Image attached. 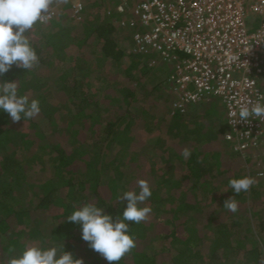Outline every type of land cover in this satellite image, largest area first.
<instances>
[{"label":"trees","instance_id":"trees-1","mask_svg":"<svg viewBox=\"0 0 264 264\" xmlns=\"http://www.w3.org/2000/svg\"><path fill=\"white\" fill-rule=\"evenodd\" d=\"M103 1L84 0L83 19L76 21L72 1L57 0L53 5L61 3L62 12L27 33L38 66L27 71L14 64L0 76L18 81L19 94L38 99L41 108L16 123L0 110V264L9 249L18 255L27 245L63 243L84 264H109L82 239L81 225L66 218L87 203L114 220L121 217L127 202L119 196L138 193L140 179L151 187L144 202L151 212L139 224L129 222L136 247L118 264H260L264 158L248 164L249 173L244 169L224 138L217 102L172 114L167 64L148 66L142 56L127 53L134 29L121 26L116 12L108 15ZM73 46L81 55H69ZM92 57L100 66L91 73L106 80L97 88L88 72ZM119 73L123 81H111ZM143 77L154 85L139 104L136 83ZM145 144L152 148L135 149ZM186 148L187 160L181 155ZM245 175L256 184L237 194L229 180ZM233 196L236 212L223 207Z\"/></svg>","mask_w":264,"mask_h":264},{"label":"built area","instance_id":"built-area-1","mask_svg":"<svg viewBox=\"0 0 264 264\" xmlns=\"http://www.w3.org/2000/svg\"><path fill=\"white\" fill-rule=\"evenodd\" d=\"M71 1L73 17L81 21L84 0ZM104 7L120 16L121 26L134 29L127 53L142 56L148 66H171L172 114H187L203 102L223 106L224 138L249 173L247 165L264 158V122L229 121L236 118L230 113L264 96V0H114ZM55 12L51 8L48 21ZM249 15L259 19L253 31Z\"/></svg>","mask_w":264,"mask_h":264},{"label":"clouds","instance_id":"clouds-1","mask_svg":"<svg viewBox=\"0 0 264 264\" xmlns=\"http://www.w3.org/2000/svg\"><path fill=\"white\" fill-rule=\"evenodd\" d=\"M57 0H0V76L7 73L12 66L32 70L39 64V56L32 46L27 33L37 24L48 22L51 6ZM67 2V0H65ZM15 29V30H14ZM0 110L8 113L16 123L37 116L40 111L38 99H31L27 94H19L18 81H0ZM236 117L231 124L249 121L250 118L264 122V96L251 107L242 106L238 112L230 113ZM181 155L185 160L191 156L189 149ZM255 184L251 176H241L229 180V188L235 193L248 192ZM139 192L124 191L119 199L127 202L121 217L113 219L104 208L87 203L67 216V221L81 225L82 239L89 247L99 253L109 264L122 260L136 247L135 237L130 233L129 222L139 224L148 218L151 208L144 204L152 195L147 180L137 182ZM236 196L225 200L223 207L231 212L238 210ZM15 249H9L10 256L6 264H84L83 259H76L72 252L65 251L64 243L60 247H39L27 245L18 255H11ZM264 264V256L260 259Z\"/></svg>","mask_w":264,"mask_h":264},{"label":"rangeland","instance_id":"rangeland-1","mask_svg":"<svg viewBox=\"0 0 264 264\" xmlns=\"http://www.w3.org/2000/svg\"><path fill=\"white\" fill-rule=\"evenodd\" d=\"M103 1V0H102ZM113 2H114V0H106V2L104 3V1H103V5L104 4H108V5H111V4H113ZM59 5H61V3H59L58 5H53L51 8H56L55 10H56V12H55V15H54V17L55 16H57V14L59 13V12H62V8H60V6ZM102 5V6H103ZM57 6V7H56ZM59 11V12H58ZM53 17V18H54ZM247 25H248V27H249V30L250 31H253V30H255L256 29V27L258 26V24H259V19L255 16V15H249L248 17H247ZM50 21H48L47 23H45L44 25H48V24H50L49 23ZM75 22V21H74ZM77 24V23H76ZM70 50V53H69V55L71 56V57H74V56H76V55H81V51H80V49L77 47V46H73L72 48H70L69 49ZM94 50V49H93ZM99 63L97 62V61H95L94 60V57H92L91 59H90V61H89V65H88V67H89V70H88V72H89V76H90V80H92V82H94L95 83V88H97V87H99V86H101V85H103L104 83H105V81L106 80H104V79H102V78H97L98 76L96 75V74H92L91 72H93L92 70L93 69H95V70H98V68H99ZM167 67H168V70L166 71V73H167V76L169 75V73L171 72V66L170 65H167ZM78 72H79V70H78ZM117 73V72H116ZM114 75H117V74H114ZM123 73H119L117 76H115L114 78L115 79H111V81H113V80H116L117 79V81L118 80H120V81H123ZM139 77H140V74H139ZM112 83V82H111ZM136 85L138 86V88H139V93H140V96L138 97L139 98V100H138V103L140 104L143 100H144V95H145V91H147V90H150L151 88H152V86L154 85V82L152 81V79H150L149 77H143L139 82H137L136 83ZM159 93H160V91H159ZM166 93L169 95V92H168V88L166 89ZM167 95V96H168ZM172 96V95H171ZM162 98V101H164L165 102V104L166 103H168V102H166L165 100H167V99H165L164 97H161ZM169 99H170V97H168ZM163 104L164 103H162V105L160 104L159 106L160 107H163ZM146 105V104H145ZM219 108L220 109H222V111H223V118H222V116H221V119L223 120V124H226V116H225V114H224V108H223V106L222 105H219ZM153 111L154 112H156L157 110H156V108L154 107L153 108ZM172 113V112H171ZM169 123L167 122V123H165V127H167V125H168ZM225 129H227V127H225ZM152 147H151V145H149V144H145V145H143L142 147L141 146H136L135 147V149H137L138 150V152H147V151H149L150 149H151ZM143 156V155H142ZM174 166H172V165H170L169 166V171L171 172H174V168H173ZM171 172V173H172ZM256 184V183H255ZM200 198H201V196H200ZM207 203V201L205 202V203H203V204H206ZM218 207V208H217ZM216 208H217V213L218 212H221L222 211V208H221V202L219 201L217 204H216ZM239 212V211H238ZM237 215V214H236ZM4 260V259H3ZM1 261H2V259H1ZM5 262V261H4Z\"/></svg>","mask_w":264,"mask_h":264}]
</instances>
